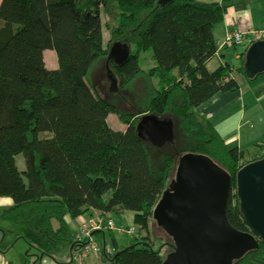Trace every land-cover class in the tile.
Wrapping results in <instances>:
<instances>
[{"label": "trees", "instance_id": "obj_1", "mask_svg": "<svg viewBox=\"0 0 264 264\" xmlns=\"http://www.w3.org/2000/svg\"><path fill=\"white\" fill-rule=\"evenodd\" d=\"M249 3L1 0L0 197L14 203L0 212V219L16 228L15 235L28 245L31 231L63 247L70 241L67 216L78 219L94 211L109 220L132 213L134 241L119 247L118 231L112 230L117 247L100 245V263L163 264L175 244L165 233L170 238L164 244L168 255L162 252L164 246L154 249L149 236L153 213L175 177L178 160L195 154L210 158L229 175L225 206L229 228L253 235L237 201V175L245 165L263 158L264 140L254 145V154L231 148L215 124L197 112L217 95L239 90L235 72L249 81L263 75H249L245 67L252 44L221 48L224 41L218 44L214 36L229 8L243 11ZM103 14L110 18L106 47ZM117 42L130 49L121 65L109 59ZM239 47L243 50L238 52L237 69L226 61L211 69L215 58ZM46 50L55 51L57 68L46 66ZM146 51L154 63L147 71L140 66ZM103 60L120 92L135 91L137 79L144 78L146 85L141 87L149 99L144 110L123 111L95 91L90 74ZM111 114L126 125L125 132L110 127ZM144 114L172 119L173 143L157 148L140 139L136 127ZM43 132L51 136L40 138ZM19 155L25 159L24 171L16 162ZM115 226L124 229L121 233L131 228ZM105 231L109 230L94 236ZM233 264H264V242Z\"/></svg>", "mask_w": 264, "mask_h": 264}, {"label": "water", "instance_id": "obj_2", "mask_svg": "<svg viewBox=\"0 0 264 264\" xmlns=\"http://www.w3.org/2000/svg\"><path fill=\"white\" fill-rule=\"evenodd\" d=\"M170 1L159 0V4ZM129 56V47L117 42L109 59L121 65ZM245 67L249 75L264 74V40L254 42L247 50ZM109 78L110 91L115 93L114 78ZM136 130L140 139L157 148L174 141L170 118L145 114ZM229 185V175L206 156L186 154L178 160L175 177L153 213L155 223L175 244L174 252L163 264H233L259 248L252 236L228 226L225 206ZM236 195L244 221L264 241V156L238 172Z\"/></svg>", "mask_w": 264, "mask_h": 264}, {"label": "crops", "instance_id": "obj_3", "mask_svg": "<svg viewBox=\"0 0 264 264\" xmlns=\"http://www.w3.org/2000/svg\"><path fill=\"white\" fill-rule=\"evenodd\" d=\"M207 1L209 0H201V2ZM249 1L248 7L243 11L235 10L234 7L229 8L224 22L215 26L214 36L218 44L224 40L228 33L244 31L246 29L256 30L264 27V0ZM224 53V57H217L211 62V69L216 68L221 62L226 61L231 63V59L237 60L239 58L238 52H236L235 56L229 53V50ZM233 78L239 83V90L237 92L221 93L197 109L198 113L207 117L215 124L220 134L221 131L219 130L218 124H226L228 116L225 112L237 104H240L242 114H244L245 110H252L253 112L259 108L261 111L260 113L264 115V74L253 81L247 80L244 75L238 72L233 74ZM237 130H239L240 133L243 129L237 128ZM239 133L228 132V134H226L227 139L222 134L221 135L228 145L232 144L234 145L233 147L240 148L244 151H250L252 154L256 151L254 145L264 140V132L260 139L257 140L247 138L248 134L245 137H241ZM13 203V200L10 198L0 197V212L11 208ZM92 213H94V211L78 219H71L68 216L65 218L70 229V241L63 247H56L51 242L46 241L40 235L32 233L31 231L28 232V235L31 240H33L30 241L31 244L28 245L25 240L18 238L16 236L17 234L15 235L13 231L16 228H13L10 224H5L0 219V264H73L72 253L76 235L82 223H84ZM111 218L114 220L113 216H111ZM112 232L113 231H105V233H98L94 237H96L100 245H105L108 249H115L117 246L110 236ZM116 241L119 247H123L120 245L117 238ZM21 242L25 244L23 247ZM160 248L161 246L159 250ZM87 264H101L99 254L90 257Z\"/></svg>", "mask_w": 264, "mask_h": 264}, {"label": "rangeland", "instance_id": "obj_4", "mask_svg": "<svg viewBox=\"0 0 264 264\" xmlns=\"http://www.w3.org/2000/svg\"><path fill=\"white\" fill-rule=\"evenodd\" d=\"M201 2V0H196ZM1 2V0H0ZM259 2V1H257ZM110 18L106 15H102V21L104 24V45L105 47L108 44L110 34L108 29L106 28V22L109 21ZM222 40L221 42H223ZM242 48L239 47L235 50H232V54L236 52H242ZM44 59L46 62V66L50 69H55L58 67V60L55 51L53 50H46L44 52ZM152 53L150 51L142 52L141 54V63L140 66L143 70L147 71L154 66L152 62ZM236 60L231 59V64L234 66V69H237V65H235ZM237 73V72H235ZM111 74L109 73V69L106 65V61H100L96 64L94 69L90 74V83L92 84L95 91L107 102L114 104L121 108V110L126 111H141L144 110L146 105L149 103V99L147 94L143 92V87L145 81L144 78L137 79L138 84L135 86V91H122L120 92L117 85L115 84V88L117 91L112 93L111 89V82L110 77ZM146 85V83H145ZM145 87V86H144ZM264 106V104H263ZM261 111L259 108L256 111L252 110H245L244 114H242V108L240 104L232 107L230 110L225 112L228 116V121H226L225 125L218 124L219 130L221 134L227 139L228 132H238L237 128H242V132H240L241 137H245L247 134V138L251 140L260 139L264 132V115L260 113ZM253 120V122H252ZM263 120V122H262ZM108 124L113 130L125 132L127 127L124 123L119 120V117L115 114H111L108 118ZM234 129V130H233ZM51 136L48 132H43L40 134V138L49 137ZM154 146V145H152ZM234 145L230 144L229 147L234 148ZM155 147V146H154ZM253 156V155H251ZM250 159V158H249ZM16 162L21 171L25 170V159L23 155H19L16 157ZM115 223L117 226L122 225L125 229H129V227L133 225V215L132 213H124L120 215H113ZM121 227V226H120ZM152 241L154 243V249L159 250V247L164 246L165 243L169 242V237L165 234L164 230L159 227L157 223H152L149 229ZM117 240L120 242L122 246H129L134 241V235L128 233H116L115 235ZM110 238V237H109ZM21 245H25L21 242ZM161 249V248H160ZM160 251V250H159ZM162 252L164 253L165 257L168 255L169 251L164 246Z\"/></svg>", "mask_w": 264, "mask_h": 264}, {"label": "built area", "instance_id": "obj_5", "mask_svg": "<svg viewBox=\"0 0 264 264\" xmlns=\"http://www.w3.org/2000/svg\"><path fill=\"white\" fill-rule=\"evenodd\" d=\"M264 40V27L261 29H249L244 31H236L231 34H227L224 43L220 45L228 46H243L247 44H253V42ZM103 230H116L118 233L124 231V229H117L113 219H105L97 213L91 214V216L82 223L80 230L76 235V247L72 253L73 264H87L90 257L97 256L101 252V246L94 237L96 232ZM129 234L134 235L136 233L135 227H131L128 230Z\"/></svg>", "mask_w": 264, "mask_h": 264}, {"label": "bare ground", "instance_id": "obj_6", "mask_svg": "<svg viewBox=\"0 0 264 264\" xmlns=\"http://www.w3.org/2000/svg\"><path fill=\"white\" fill-rule=\"evenodd\" d=\"M144 115H145V114H144ZM142 116H143V115H142ZM142 116H141V117H142ZM176 169H177V166H176ZM175 172H176V171H175ZM173 178H174V177H173ZM173 178H172V179H173ZM172 179H171V180H172ZM171 180L169 181V184L171 183ZM169 184H168V186H169ZM168 186H167V187H168ZM167 187H166V188H167ZM165 190H166V189H165ZM252 231H253V230H252ZM243 234H244V233H243ZM248 235H249V234H248ZM250 236H252V237H253V238L259 243V248H260V243H261V242H264V241L260 240V238H259L258 236H256L254 232H253V235H250ZM259 248H258V249H259ZM258 249H257V250H258ZM254 251H255V250H254ZM249 252H252V251H249ZM249 252H247V253H249ZM247 253H246V254H247ZM246 254H245V255H246ZM245 255H244V256H245ZM244 256H243V257H244ZM239 260H240V259H239Z\"/></svg>", "mask_w": 264, "mask_h": 264}]
</instances>
